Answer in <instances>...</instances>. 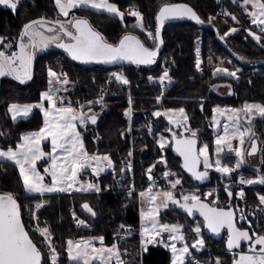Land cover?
<instances>
[{"label":"trees","instance_id":"16d2710c","mask_svg":"<svg viewBox=\"0 0 264 264\" xmlns=\"http://www.w3.org/2000/svg\"><path fill=\"white\" fill-rule=\"evenodd\" d=\"M108 2L115 3L121 11L125 12L129 23H135L136 20L129 18L128 10L136 8L143 14V23L146 26L154 22V16L162 3L187 4L204 21L205 25L214 30L203 29L192 21H180L166 25L163 30L164 47L158 61L151 67L82 65L73 61L65 52L55 48L35 59L34 75L29 83L21 84L11 77L2 80L0 86V148L4 149L9 146L15 147L22 134L42 127L41 112L36 110L28 119L13 121L8 105L38 100L39 93L46 90L49 67L53 71L67 73L68 78L75 85L70 94L81 103L100 99L106 95L108 97L106 100L110 102L105 116L99 119L97 125L88 126V131L83 132V139L89 154H109L118 167L117 172L114 174L107 172L100 178L94 179L93 183H97L102 189L99 196L95 194L47 196L43 208L38 212L41 227L49 229L51 244L59 253L57 264H70L66 251L67 240L76 241L81 238L92 239L101 236L104 237L103 242L107 246L120 243L122 253H128V255H123L126 264H170L171 252L162 246H147L148 251L141 254L137 193L129 197L116 187L120 181L126 183L132 178L126 170L121 173V168L125 169V164L129 161L130 144L126 134L128 121L124 114L125 110L129 109V100L128 86L119 87L115 80L110 83L108 81L110 74L116 70H123L131 84L130 95L134 123L150 125L152 129L151 132L143 131L138 142L144 151L137 154L135 189L142 191L149 187L147 170L150 165H156L152 168L151 174L158 175L163 171V168L159 167V157L163 156L167 161V168L183 178L186 188L221 187L219 192L210 195L205 202L212 205V202L216 201L214 206L225 209L233 208L236 211L237 225L240 229L248 228V221L251 220L253 229L264 232V211H262L264 205L259 204L257 196V194L264 195V185L259 184L245 189L247 202L242 213L245 214L246 219L241 220L236 191L228 189L233 193V196L229 198L223 188L228 182L226 178L215 176L211 172L208 180L200 185L182 171V161L174 155L172 146L165 148L163 152L159 150L158 133L162 127H168V125L161 119V126H159L152 116L156 110L183 107L191 129L197 131L196 138L199 146L207 143L213 151L214 108H243L246 102L264 104V47L258 45L244 29H251L257 35L264 34H261L258 28L251 24L250 16L241 4L234 3L233 0H108ZM221 12L234 14L237 20L234 21L231 15ZM72 15L77 18H86L109 43L119 41L125 34H131L140 38L146 47L154 48L153 40L147 38L145 31L123 27L119 20L111 15L90 9H76L71 17ZM41 17L46 21L58 19V9L55 7L54 0H19L16 11L0 6V37L5 38L4 44L14 42V47L19 41L22 26L29 21L39 20ZM230 28H236L238 31L229 32ZM225 32H229V35L221 40L219 37ZM261 43L264 44V39ZM2 48L3 45H0V49ZM197 48L200 49L201 59L199 69L196 68ZM164 65L170 70L172 79L167 87L153 82V79L164 72ZM217 68H228L229 71L239 69L238 78L230 77L223 72L215 73ZM215 85L229 86L232 95L226 96L212 92L211 88ZM157 96L161 97L159 103L156 101ZM251 129L252 138L260 144L261 164L259 167L246 166L242 173L246 178L255 179L258 174L264 175V117L253 120ZM233 158L236 159L233 155H226L225 162ZM0 189L27 196L22 187L19 170L14 164L0 161ZM26 200L32 206L37 202V198L31 196H28ZM85 203L96 213L95 216L85 211L83 208ZM174 209L182 225L186 241L191 244L197 237L190 229L203 220L201 218L191 219L180 214L176 208ZM73 214L83 218L87 227L76 228ZM121 225L131 229L127 236H123L125 232L120 230ZM202 233L205 248L201 253L196 254L194 251L193 254H196L195 258L200 264H215L217 257L223 264H233V260L238 259V252H246L249 246L246 243L241 246V250L236 249L229 252L227 231H224L218 239L207 235L203 226ZM29 236L32 240L34 239L32 234ZM122 237H125V242H121ZM35 243L39 245L38 242ZM47 249L49 250L46 248L45 252L42 251L43 257L48 255L50 250ZM42 264H45L43 258ZM46 264H52L50 258Z\"/></svg>","mask_w":264,"mask_h":264},{"label":"snow or ice","instance_id":"6c2138e0","mask_svg":"<svg viewBox=\"0 0 264 264\" xmlns=\"http://www.w3.org/2000/svg\"><path fill=\"white\" fill-rule=\"evenodd\" d=\"M237 3L238 0H233ZM55 7L63 17H68L71 9H92V10H104L110 15L117 16L123 20L125 12H122L115 3H109L108 0H54ZM251 5L252 11L249 12L251 18V24L255 25L261 34H264V0H242L241 6L247 11V6ZM0 5H5L15 11L17 9L16 0H0ZM128 14L136 18L133 27L142 31L146 30L147 38L153 40L154 48L146 47L141 40L131 34H125L118 43H109L105 37L90 26L89 21L86 18L73 17L72 20L67 21V24L71 25L75 31H69L66 24L61 19H56L52 23L59 25V32H55L53 28H48V32H55L53 35H44L38 29L36 25H44V18L39 20H32L25 23L19 32V42L15 43L17 50L13 51L14 42L4 44V37H0V45L3 48L0 49V77H12L14 80L19 81L21 84L29 81L33 77L32 65L37 51H44L50 45L55 44L56 47L63 49L73 60L81 62H102L115 64L121 61H127L135 65H150L156 62L158 55V49L163 44V38L161 36V29L164 26L165 21L188 17L199 23H204L203 20L197 15V13L189 7L187 4H175V3H162L158 12L154 16V22L150 25L143 23V14L138 10L129 9ZM231 15V18L235 21L237 17L231 13H225ZM211 22V21H210ZM238 22V21H237ZM238 29L230 28L229 32L235 33ZM248 32L258 45L264 47L261 43L264 39V35H257L255 31L251 29H244ZM229 32H225L219 38L221 40L229 35ZM61 33L68 37L71 42H64L61 38ZM25 38H27L25 40ZM197 59L196 68L199 69L201 65L200 49H196ZM243 59V58H241ZM239 69L235 71H229L228 68H217L215 73L223 72L230 77L238 78L237 73ZM214 73V74H215ZM111 76L115 81L121 84H129V80L124 73L113 72ZM47 90L39 93V100L34 104L8 105V111L12 114L13 121L16 117L23 112L25 117L33 109H39L43 115V126L38 131H32L21 135L20 141H18L13 148L12 146L6 149L0 148V161L13 162L19 170V176L22 179V187L28 194H40L41 197L46 193L54 192H68L77 183V176L79 173L92 169V172L99 176V174L105 171L106 168H113L114 164L111 157L108 154H89L83 145L81 134L77 131V123L85 125L90 121L93 125L97 123V114L92 113V107L94 103H102V97L98 101H87L86 104H80L79 108H88L86 115L83 111H78L73 107L72 101H67L64 96H58L57 93L67 91V86L70 80L67 77V73L58 74L53 71L51 67L47 70ZM168 78L167 70H164L163 74L159 77L161 83ZM149 79H152L149 77ZM161 100L160 96L156 97L157 103ZM59 105V106H58ZM131 105L132 100L129 96V109L125 110V116L131 118ZM203 106L201 105V108ZM214 112H219L227 115V122L224 128V135H218L214 141L216 148L215 152L217 157L225 151L232 149L231 139H235L238 136L243 137L245 132L240 131L239 128V115L241 112L247 116H251L254 112H258L261 117H264V104L260 103H245L242 109H220L216 108ZM162 115L169 117V123L175 124L177 127H184L185 131L190 133L188 138L176 136L173 133L175 152H177L183 158V168L191 173L197 181H205L209 176V169L213 167V163L209 159V145L207 143L197 149V131L186 127L188 117L183 107L179 109H168L163 113L156 110L152 113L154 117H161ZM213 120L216 125H219V121ZM229 125L235 128V131L229 133ZM171 131V129H168ZM51 140V153H45L41 147V142L49 139ZM167 141L163 136L159 143V150L163 152L165 150V143ZM241 139V143H243ZM59 150V152H58ZM257 147L255 142L252 143V151L249 154L256 152ZM235 155L238 158L235 163V168H239L243 163V153L239 149H235ZM45 156H48L51 160L49 166L44 167V173H47L51 177L50 183H45V176L38 170L37 162L42 161ZM128 156H132L131 150L128 152ZM62 157V160L60 159ZM160 161L165 164L167 161L163 156L159 157ZM203 162V171L198 170V166ZM106 162V163H105ZM215 170L221 173L223 176H228L234 171L232 167L222 164L221 159L215 160ZM156 165H150L147 172L149 180H153L151 175L152 168ZM127 170L131 171V163L127 164ZM125 169L121 168V173H124ZM175 175L169 171H165L163 176L169 179L170 188L175 190L177 185L181 184L180 179L174 181L170 178ZM239 183L241 185H264V175H257L255 179L240 178ZM81 191L93 190L99 193L102 189L97 183H87L81 185ZM172 190H165L160 193L152 194V186L150 185L147 191H141L139 197L143 203L147 200L148 206L141 207L140 219H141V241L140 251L146 253L148 251V244L161 243L165 248L170 249L171 259L170 264H186V258L191 257V249L200 251L205 246V241L202 237V226L206 227L211 233L218 234L221 229L227 228L228 239L227 249L229 251L240 246L241 241H247L249 244V253H241L239 259H234L233 264H264V232L253 229V222L248 221L249 227L246 229L237 228L234 223V212L231 208L227 210L214 206L216 201L212 202V205L201 201L200 195L189 192L183 194L182 200H178L174 196ZM227 192L229 198L233 196V193L228 190L226 186L224 189ZM129 197L135 195L134 185L129 188L127 193ZM208 195H212L211 192ZM241 199L244 198L245 193L241 189L237 194ZM260 205H264V195L257 194ZM160 198V203H155ZM218 199V197H217ZM169 204L177 206L184 210L189 216L195 214L196 211L203 217L201 223L193 226L190 231L195 234V239L191 245L186 242V237L181 231V225L179 224H166L161 223L157 217L160 216V210L162 208H169ZM21 205L18 204V197L16 194L6 192L0 194V264H42V253L33 240L29 237V233L25 230V226L21 220ZM42 207V202H37L35 208ZM93 216L95 212L89 207L87 203L83 205ZM264 211V209H262ZM75 218V214H73ZM241 220H245L246 216L241 213ZM78 225H85V221L77 219ZM124 228V225L120 226ZM44 236L43 242H48L50 251L47 256L43 257L45 264L50 258L52 264H57L59 253H57L54 247H51L49 240V229H38ZM130 231V229L128 230ZM251 232V235H250ZM163 233L168 234V240L171 243H166L163 238ZM160 237V239H157ZM101 244H103L104 237H98ZM177 242L182 244V247H177ZM67 257L70 264H93V261L97 258L102 264H126L122 259V255H128L127 252L121 253L117 243H113L110 247L96 248L91 239L81 238L79 240H67ZM257 245L259 248L257 249ZM142 258V257H141ZM190 264H200L196 259H192ZM215 264H223L219 257H217Z\"/></svg>","mask_w":264,"mask_h":264},{"label":"rangeland","instance_id":"374dc122","mask_svg":"<svg viewBox=\"0 0 264 264\" xmlns=\"http://www.w3.org/2000/svg\"><path fill=\"white\" fill-rule=\"evenodd\" d=\"M17 4L19 5V0H16ZM238 2L240 4H242V0H238ZM2 8L4 9H9V10H12L10 9L9 7L5 6V5H0ZM18 8V6H17ZM133 10H137L136 8H134ZM245 10V9H244ZM253 9L251 7V5L249 4L247 6V13L249 14V12H251ZM13 11V10H12ZM16 11V10H15ZM73 12V11H72ZM72 12L69 14L68 17H63L59 14L58 12V18L63 20L66 24V27H68L69 30H72V26L67 24V21H70L73 19V16L71 17V14ZM123 12V11H122ZM127 15L124 16L123 20H121V18L119 17H115L119 20V22L124 26H127V27H133V25L135 23L131 22L129 23L130 21H127ZM129 18H133L136 20V18L134 16H131L129 15ZM251 19V18H250ZM129 20V19H128ZM144 20V18H143ZM36 29H38L40 32H42L44 35H53L55 34V32H59V29L57 27H54L48 23H44L43 26L37 24L36 26ZM48 28H53L55 30V32H48L47 29ZM135 28V27H133ZM138 29V28H137ZM140 30V29H139ZM127 31H131L130 29H127ZM145 33H146V30H144ZM147 34V33H146ZM61 38L63 39V41H69V39L64 36L62 33H61ZM27 39V38H26ZM25 39V40H26ZM19 42V41H18ZM17 42V43H18ZM114 44L115 43H118L117 42H113ZM55 44H52L50 45L47 49H45L44 51H37L36 52V59L41 56L42 54L44 53H47L53 49H55L54 47ZM13 51L17 50V48L14 46L12 48ZM166 65H164V70H167L168 72V77H170V80L168 78H165V80L163 81V83H161L159 77L161 75H159L157 78L153 79V82L154 83H157V84H160L161 86L163 87H167L171 82H172V79H171V76H170V70L165 67ZM123 72V70H116V71H113V72ZM112 72V73H113ZM58 74H63L64 72H57ZM111 73V74H112ZM110 74V78H109V83L110 82H113V80H115ZM68 77V76H67ZM4 78H7V77H0V86H1V82ZM69 79V78H68ZM70 80V79H69ZM47 84H48V78H47ZM116 84L117 86L119 87H123V86H128V100H129V96L131 97L130 95V88H131V84H127V85H124V84H121L120 82H117L116 81ZM67 88V91H62L60 93H57L58 96H64L66 98V101H65V106H67V101H72L73 102V107L77 108L78 111H83L86 115H90L92 113H95L97 114V117L99 119H101L103 116H105L106 112L109 110V105H110V102L108 100H106V98L108 99L107 95L106 96H103L102 97V103H94V106L92 107V113H88V108L85 107L83 108L82 110L79 108V105L80 104H86L85 103H81L80 100L78 99H75L74 97L71 96V92L73 90V88L75 87L74 83L70 80V83L65 86ZM46 90H47V87H46ZM211 91L212 92H216L218 94H221V95H226V96H231L232 95V91L231 89L229 88V86L227 87V85H215L211 88ZM101 99V98H100ZM100 99H95V100H92V101H98ZM39 100V99H38ZM38 100H35V101H31V102H28V103H13V104H17V105H25V104H34L36 102H38ZM59 106V105H58ZM216 108H220V109H231L232 107H216ZM214 108V109H216ZM170 109H179V108H170ZM237 109H242V108H237ZM39 111V109H33L27 117H25L23 115V112H21L17 117H16V120L15 121H18L19 119H28L30 118L35 111ZM165 110H168V109H165ZM165 110H161V112L163 113ZM40 112V111H39ZM10 114V117L12 119V114L9 112ZM42 114V113H41ZM227 115L228 113L225 112L224 115H221L219 112H214L213 111V117L215 116V120L216 121H219V125H216L214 120H213V125H212V130L213 132L215 133L214 135V139H213V151H211V149L209 148V159L210 161L213 163V167H211L208 171H209V174L211 172H213L215 174V176H220L221 178H226L228 180V182L226 183V186L228 187L229 190H235L236 193H238L241 189H243V191H245L246 188H250V187H254L255 185H259L258 183L257 184H253V185H241L239 183L240 181V178L241 177H244L245 179H253V178H246L243 173H242V170L243 168H245L246 166H255V167H259L260 164H261V158H260V154H259V157L256 158V160L252 161L251 163L249 162V157H248V153H249V149H250V146L252 144V141L254 140L252 138V129H251V125H252V121L255 120V119H259V118H262L260 116V114L258 112H254L253 115H251L250 117L247 116L245 113L241 112L240 115H239V128H240V131L242 132H245V129H247V131L245 132L244 136L243 137H237L235 139H231V144H232V149L233 150H228L227 148H225V151L222 152L219 157H217V154L215 152V148H216V145L214 143L216 137L218 135H224V128H225V125L227 122ZM43 116V115H42ZM188 117V116H187ZM126 120L128 121V129L126 131V134L128 135V140H129V146H130V150L132 152V156L129 157V161L128 163L130 162L131 163V171H128L127 170V164H125V170L128 172V174H130V176L132 177V175L134 176V178H130V181L128 183H130L132 180H134V182L136 181V177H137V174H136V160H137V154L139 152H143L144 151V148H140V145H139V140L141 139L142 137V133L143 131H149L151 132L152 129L150 127V125H146V124H138L136 125L134 123V118H133V112H132V105H131V118H129L128 116H125ZM155 120H157V124L159 126H161V119L168 125V127L164 126L162 127V129H160V132L158 133V136H157V139L158 141L160 140L161 136H163L165 138V140L167 141L165 143V148H170L173 144V137H172V134L175 133L176 136H179L181 137L182 136V133L183 131H185V128L184 127H177L175 124H171L169 123V117L168 116H164L162 115L161 117H154ZM13 120V119H12ZM43 126V125H42ZM89 123L87 122L85 125H81L79 123H77V131L80 132L81 134V139H82V142H83V145H84V139H83V132H86L88 131L89 129ZM186 127L190 128V124H189V119L188 121L186 122ZM168 129H171V131H169ZM39 130V129H38ZM38 130H35V131H38ZM92 130H90L91 132ZM233 131H235V128L231 125H229V133H232ZM185 135L187 137L190 136V133L188 131H185ZM241 139H243V143H241ZM257 142V146H258V151L260 153V144L259 142L256 140ZM203 144L205 143H202L199 147L203 146ZM41 147L43 149V151L45 153H50L52 155H56L55 153H51V140L50 138L47 139V140H44L41 142ZM198 147V148H199ZM14 148V147H13ZM84 148H85V145H84ZM235 149H239L242 153H243V160H244V163L239 167V168H235V163H236V160L238 159L235 155ZM86 150V148H85ZM59 152V150H58ZM99 155H103V154H99ZM109 155V154H108ZM226 155H233L236 157L233 158L232 160H230L229 162H225V157ZM110 156V155H109ZM111 157V156H110ZM217 158H220L221 159V162L222 164L224 165H227L229 167H232L234 169L233 172H231L230 174H228V176H223L221 173H218L216 170H215V160ZM60 159L62 160V157H60ZM112 161H113V164H114V167L113 168H106L105 171L101 172L99 174V176H96L90 169H87L81 173L78 174L77 176V183L73 186L72 189H70L68 192H54V193H46L44 194L43 197L40 196V194H27V196H21L19 194H16L18 196V199H20L21 201H25L28 205H29V210H27L25 212V214H21V216L25 217V216H28V218L30 217L28 221V228L30 229V227L32 228H35V231H34V235L37 236V238L39 239V241H41V243H39L38 247H42L43 249L40 248L41 252L44 251L45 252V249L46 248H49L50 250V247H49V243L48 242H43L44 241V236L43 234L41 233V231H39L38 229H43L39 223V220H38V212L43 208L44 204H45V198L47 196H53V195H97L99 196L100 193H97L93 190H88V191H81V190H78L80 189L81 185H86L87 183H93L94 182V179H97V178H100L104 173H116L117 172V165L116 163L114 162L113 158L111 157ZM9 163H12L14 164L13 162H10L8 161ZM232 165H230L231 163ZM51 163V160L49 159L48 156H45V158L42 160V161H38L37 162V167H38V170L41 172L42 175L45 176V183H50L51 182V177L49 174L47 173H44V167L46 166H49ZM230 163V164H229ZM201 166H202V171L204 170V167H203V162L201 160ZM159 167L162 169L163 168V171L160 172L158 175H154V174H151L152 177H153V180H149L150 182V185L152 186V194H156V193H160L162 191H165V190H172L170 188V183H169V179H166L164 176H163V173L165 171H169L171 173H174L175 175H173L170 179L171 180H175V179H180L181 180V184L180 185H177V188L175 190H172L174 192V196L176 199L178 200H181V202H183L182 200V196L183 194H187L189 192H192V193H195V194H198L200 195V198H201V201H205L207 198H209V195L208 193L211 192L212 194L213 193H217L219 192L222 188L221 187H214V188H198V189H188L186 188V186H184V182H183V178L181 176H179L177 173L173 172V171H170L168 168H167V163L165 164L163 161H160V165ZM149 179V178H148ZM122 182V181H120ZM149 185V187H150ZM224 186L223 188L225 189ZM149 187L146 189V190H142V191H147L149 189ZM138 190V189H137ZM136 191V195H137V198H138V203H139V213H140V209L141 207H147L148 206V203H147V200H145L143 203L141 202V198L139 197V193L141 191ZM3 193H6L5 191L1 190L0 189V194H3ZM128 192L126 191V194ZM245 193V192H244ZM28 196H31V197H35L37 198V202H42V207L39 208V209H36L35 208V204L37 203H34V206H32L27 200L26 198ZM20 197V198H19ZM245 197V196H244ZM241 198L239 196H237V200H240ZM20 201V202H21ZM155 203H160V198L158 197L157 201ZM238 203V202H237ZM175 206H172L171 204H169V208H162L160 210V216L157 217V219L161 222V223H166V224H179V218H178V215L176 214V211H175ZM244 210V206H242L239 211H241V213L243 212ZM77 219L79 220H83V218H81L80 216H75V220H74V223L77 222ZM24 220V219H23ZM141 219H140V228H139V234L141 236ZM24 224L26 225V223L24 222ZM182 226V225H181ZM75 227L76 228H82V227H87V223L85 222V225H76L75 224ZM28 228H27V231H28ZM130 228L128 227H124V228H121L120 227V230H123L125 233L123 236H127V234L129 233V230ZM131 230V229H130ZM181 231H182V227H181ZM29 234H32L31 232H28ZM126 234V235H125ZM163 238L165 240L166 243H171L172 241L168 240V234L167 233H163ZM202 237H203V233H202ZM141 238V237H140ZM157 239H160V237H157ZM49 240H50V243H51V239H50V236H49ZM94 246L96 248H102V247H110V246H107L104 244H101V242L96 239V238H92L91 239ZM187 242V241H186ZM243 242H246L248 243L247 241H242L240 242V245L243 243ZM188 243V242H187ZM118 244V247L120 248L121 250V245L120 243H117ZM191 245V244H189ZM147 246H164V244H161V243H155V244H148ZM51 247L52 244H51ZM177 247H182V244L180 242H177ZM240 247V246H239ZM238 248H234L233 250L229 251V252H233L234 250L236 249H239ZM205 248V246H204ZM201 249L200 251H197L195 249H191L190 247V251L192 253V255L194 254V251H196V254L197 253H201L203 250ZM258 249V247H257ZM48 250V249H47ZM48 250V251H49ZM171 252V251H170ZM121 253H122V250H121ZM142 254V253H141ZM195 254V255H196ZM195 255L191 256V257H187L186 258V264L190 263V261L194 258H195ZM239 252H238V258H239ZM59 257V256H58ZM122 259H123V255H122ZM198 260V259H196ZM93 264H102V262L97 258L96 260L93 261ZM114 264V262H113Z\"/></svg>","mask_w":264,"mask_h":264},{"label":"water","instance_id":"95a60500","mask_svg":"<svg viewBox=\"0 0 264 264\" xmlns=\"http://www.w3.org/2000/svg\"><path fill=\"white\" fill-rule=\"evenodd\" d=\"M190 7V6H189ZM45 22L44 23H48V24H50V25H52V26H54V27H57L58 29H59V25H56V24H54V23H52V21H46V20H44ZM180 21H192V22H194V23H196V24H198L196 21H194V20H192V19H189L188 17H183V18H176V19H171V20H167V21H165V23H164V26L162 27V29H161V36H162V38H163V30H164V27L166 26V25H168V24H170V23H174V22H180ZM90 24V23H89ZM201 28H203V29H206V30H214L213 28H211V27H209V26H207V25H205L204 23H199L198 24ZM90 26H91V24H90ZM69 30V29H68ZM69 31H75L74 30V28L72 27V30H69ZM68 38V37H67ZM26 39V38H25ZM69 39V38H68ZM140 39V38H139ZM64 42H67V41H65L64 40ZM142 42V41H141ZM143 43V42H142ZM54 47L56 48V49H58V50H60V51H63V52H65L63 49H60V48H58V47H56V45H54ZM163 47H164V41H163V44L160 46V48L158 49V55H157V57H156V62L158 61V59H159V56H160V54H161V52H162V49H163ZM66 53V52H65ZM67 54V53H66ZM68 55V54H67ZM69 56V55H68ZM70 57V56H69ZM71 58V57H70ZM35 59H36V55H35V58H34V60H33V65H32V72H33V75H34V64H35ZM72 59V58H71ZM73 60V59H72ZM73 61H75V62H77V63H79V64H82V65H102V66H113V65H115V66H119V65H135V64H132V63H130V62H127V61H121V62H118V63H115V64H109V63H102V62H95V61H92V62H87V63H85V62H81V61H77V60H73ZM156 62L155 63H153V64H150V65H139V66H146V67H151V66H153V65H155L156 64ZM12 78V77H11ZM33 78V77H32ZM13 79V78H12ZM32 80V79H31ZM31 80H29V81H26L25 83H23V84H27V83H29ZM16 81V80H15ZM17 82H19V81H17ZM20 83V82H19ZM98 122H99V118L97 117V123L96 124H92L90 121H88V123H89V125H91V126H95V125H97L98 124ZM185 131H183V133H182V136L181 137H183V138H188L186 135H185ZM195 139L197 140V149H198V147H199V141H198V139L195 137ZM253 142H255V144H256V147L258 148V146H257V142H256V140L254 139L253 141H252V143ZM172 148H173V153H174V155L175 156H177V157H179L180 159H181V161H182V171L192 180V181H196V182H199V184L200 185H203L204 183H205V181H197L194 177H192V175H191V173H189L186 169H184L183 168V158L177 153V152H175V147H174V139H173V144H172ZM251 151H252V144H251V146H250V149H249V153H251ZM248 153V157H249V162L251 163L252 161H254V160H256V158H258L259 157V151H258V149L256 150V152H254V153H252V154H249ZM198 170L199 171H201V164L198 166ZM203 202H205V201H203ZM205 203H207V202H205ZM175 208L178 210V212L180 213V214H183V215H186V216H188V217H190L191 219H196V218H201L202 220H203V217H201L200 215H199V212L198 211H196L195 212V214L194 215H192V216H189L184 210H182V209H180L179 207H177V206H175ZM232 210H233V212H234V223H235V225H236V227H237V224H236V220H237V218H236V211L233 209V208H231ZM227 210V209H226ZM85 211L88 213V214H90L91 216H93L91 213H89L86 209H85ZM21 220H22V218H21ZM23 222V221H22ZM238 228V227H237ZM205 229H206V233H207V235H209V236H211V237H213V238H215V239H218V238H220L221 236H222V234H223V232L224 231H227V228L225 227V228H223V229H221L220 230V232L218 233V234H213V233H211L206 227H205ZM25 230H26V228H25ZM27 231V230H26ZM228 232V231H227ZM30 237V236H29ZM34 242V241H33ZM242 242V241H241ZM35 243V242H34ZM36 244V243H35ZM244 244V242L240 245V247H239V249L238 250H241V246ZM37 245V244H36ZM37 247H38V245H37ZM257 247H259L258 245H257ZM39 248V247H38ZM40 249V248H39ZM41 251V250H40ZM42 253V252H41ZM241 253H244V254H251V253H249V249H248V251H246V252H239V254H241ZM42 258H43V255H42ZM239 259V258H238Z\"/></svg>","mask_w":264,"mask_h":264},{"label":"built area","instance_id":"2783aa9c","mask_svg":"<svg viewBox=\"0 0 264 264\" xmlns=\"http://www.w3.org/2000/svg\"><path fill=\"white\" fill-rule=\"evenodd\" d=\"M222 13V12H221ZM222 14H225L224 12L222 13ZM258 31H259V29H257ZM106 163V162H105ZM132 177L134 178V176L132 175ZM134 185V180H132L130 183H128V182H126V183H123V182H120V183H118L117 184V190H119V191H124L125 193H126V191L128 192L129 191V188H131L132 186ZM135 187V186H134ZM135 193H136V191H135ZM18 197V196H17ZM20 198V197H19ZM20 199H18V204H20L22 207H21V214L23 215V214H25V212L27 211V210H29V205L25 202V201H21ZM246 198L244 197L243 199H240V200H238V206H239V208H241L242 206H245V204H246ZM22 218L24 219L23 221H25V223H26V225L24 224V226H25V228H26V230H27V228H28V221L27 220H29L30 219V217L28 218V216H25V217H23L22 216ZM76 225H78L77 224V222L75 223ZM34 231H35V228H31L30 227V229L28 228V231L27 232H33L34 233ZM32 233V235L34 236V239H33V241L34 242H38L39 241V239L37 238V236H35L34 234ZM40 242V241H39ZM121 242H125V237H122L121 238ZM41 243V242H40Z\"/></svg>","mask_w":264,"mask_h":264},{"label":"crops","instance_id":"0c3cea01","mask_svg":"<svg viewBox=\"0 0 264 264\" xmlns=\"http://www.w3.org/2000/svg\"><path fill=\"white\" fill-rule=\"evenodd\" d=\"M110 3V2H109ZM76 9H80V8H75V9H71L70 10V13L72 12V11H74V10H76ZM90 10H92V9H90ZM94 11H97V10H94ZM97 12H101V13H105V14H108V13H106L104 10H99V11H97ZM108 15H110V14H108ZM62 16V15H61ZM111 16H113V17H117V16H114V15H111ZM88 169H90L91 171H92V169L91 168H88ZM201 171H202V166H201ZM209 177V176H208ZM208 180V178L206 179V181ZM205 181V182H206ZM162 247H164V246H162ZM165 248V247H164ZM165 249H168V248H165ZM169 251H170V249H168Z\"/></svg>","mask_w":264,"mask_h":264},{"label":"flooded vegetation","instance_id":"af4514ba","mask_svg":"<svg viewBox=\"0 0 264 264\" xmlns=\"http://www.w3.org/2000/svg\"><path fill=\"white\" fill-rule=\"evenodd\" d=\"M67 42H71L70 40L69 41H67ZM236 218H237V214H236ZM236 224H237V220H236ZM237 227L239 228V226L237 225ZM244 244H246V242H244ZM248 244V243H247ZM259 248V247H258ZM248 249H249V246H248V248H247V251H248Z\"/></svg>","mask_w":264,"mask_h":264}]
</instances>
